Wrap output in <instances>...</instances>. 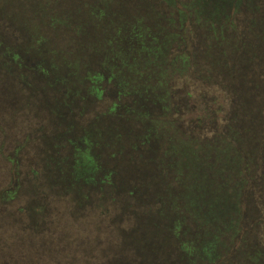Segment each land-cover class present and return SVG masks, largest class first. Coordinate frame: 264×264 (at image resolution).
<instances>
[{"label": "rangeland", "instance_id": "obj_1", "mask_svg": "<svg viewBox=\"0 0 264 264\" xmlns=\"http://www.w3.org/2000/svg\"><path fill=\"white\" fill-rule=\"evenodd\" d=\"M188 2L172 8L163 0H0L8 21L26 28L23 43L8 39L7 61L0 57V213L32 229L37 246L61 264H264V84L243 71L248 62L234 69L235 33L212 45L208 30L190 24L180 5ZM220 4L233 15L230 2ZM164 45V76H119L138 79L141 89L152 80L146 103L128 105L134 114L123 108L124 97L110 98L111 90L103 101L77 102L90 73L109 78L137 63L146 69L152 49ZM22 53L19 65L14 54ZM256 85L263 92L255 94ZM115 104L123 116L118 126L106 116ZM231 132L242 135V163L229 160L219 142L201 149ZM79 134L100 145L93 153L106 171L95 181L112 173L144 208L118 223L121 207L99 201L109 189L101 193L72 173L71 137ZM75 196L83 203L77 208ZM158 198L165 209H152ZM182 243L196 252L180 263L167 253Z\"/></svg>", "mask_w": 264, "mask_h": 264}, {"label": "trees", "instance_id": "obj_2", "mask_svg": "<svg viewBox=\"0 0 264 264\" xmlns=\"http://www.w3.org/2000/svg\"><path fill=\"white\" fill-rule=\"evenodd\" d=\"M166 3L168 2V5H171L172 8L174 5H177L180 0H163ZM234 6V11L232 16H228L227 13L225 14V10H228V5L221 6L220 0H189L188 3H180L181 5V13L185 17L188 18L190 21V24L193 23L196 26H202L204 30H208L209 34L211 35V42L212 45L216 43V41H224L226 40L225 33L232 32L236 34L238 44L236 45V49L238 50V56L239 58L236 60V66H234V69L236 70H242V64L245 62H248L245 70H252L253 73H255L254 76H252V79L255 80H262L264 84V3L263 0H227ZM222 8V9H221ZM243 13H246L247 16H245L247 19L243 22H239L238 18ZM252 15V16H251ZM263 15V16H262ZM261 17V18H256ZM224 18V19H223ZM8 21V17L5 16L2 11H0V57H2V61H7L5 58L9 55V46L7 45L8 39L13 40L11 36H15V39H18L20 43H23L24 38V30L26 28L20 27L19 22L17 21H8V24H6ZM5 25V26H4ZM6 30V31H5ZM22 33H18L20 31ZM5 31V33L3 32ZM29 31V30H28ZM31 33V31H29ZM4 35V36H3ZM32 36V33H31ZM230 43H228L229 45ZM153 46V44H151ZM166 45L160 46L159 48L152 49V55H153V61L146 69L139 68L138 65H133L131 67L123 66L118 69H113V72L111 73L110 77L108 76L106 71H99L90 73L88 75V79L86 78L87 87L82 88L79 92V95L82 96L81 100L77 101L86 105V96L87 99L92 100V97H96L98 100L103 101L106 98L107 93H109V90H111V96L110 98H113V96L117 97V99H121L124 97L125 104L123 105V108L127 110V112H131V114L136 112L132 107L128 106L131 103L135 104L136 100L139 99L140 101L145 102V97L149 98V94H152L154 91L151 90L150 85H152V80L144 83V88L141 89V86L138 81H127L124 79L119 78L120 75L124 77H128L127 74H133L132 72H135L137 75H150L149 77L152 78V76L155 75H162L164 76L167 72V70L163 67V62L165 63L164 54ZM150 52V50H148ZM158 53V54H156ZM225 55V54H224ZM155 57L157 59H162V62L160 63L159 60H155ZM251 57V58H250ZM26 56H24V53L16 55L14 54V60L19 64L22 65L24 62V59ZM34 58L29 59L32 60ZM151 60V59H150ZM149 61V60H148ZM159 62V66H155V63ZM259 64V65H258ZM154 65V66H153ZM12 65L10 63L7 64V68ZM43 65H40L39 68H37V71H43L41 69ZM72 67V66H71ZM70 67V68H71ZM255 69H254V68ZM128 68V69H127ZM261 69V72H258L259 77H257V70ZM143 70H146L143 73ZM10 71V70H9ZM34 71V69H32ZM255 71V72H254ZM11 72V71H10ZM47 74V73H46ZM143 75V76H144ZM235 78L237 77V81L240 80V76L238 72H234L233 75ZM78 79L80 76H76ZM134 78H136L134 76ZM139 80H141L139 78ZM79 82V81H78ZM264 87V85H262ZM254 86L252 87V89ZM255 94H258L262 91V87L260 85H256L255 89L252 90ZM78 93V92H76ZM233 94H238L237 91H232ZM253 93V94H254ZM106 94V95H105ZM74 95L72 98H70V102L73 101V99L76 101L77 96ZM89 96V98H88ZM142 96V97H141ZM235 96V95H234ZM135 98L134 102H129L130 99ZM232 99V98H231ZM65 104V102H63ZM127 103V104H126ZM233 103V99L231 101V104ZM243 107V103H240ZM118 106L115 104L114 107H112V111L108 113L106 116L107 118L113 123L116 124L118 122V119H121L123 116H118L117 111L115 109ZM144 110V109H143ZM228 112V111H226ZM136 118V117H135ZM148 120V118H147ZM255 126H258L261 124V122L256 123V120L254 119ZM247 126H250L249 121L246 123ZM113 128H117V127ZM238 126V125H237ZM254 126V124H252ZM239 128V126H238ZM254 128V127H253ZM236 129V125L234 128V131ZM232 131V130H231ZM252 133L253 129H251ZM233 133V132H231ZM248 133V131H247ZM257 133V132H256ZM70 132H65V136H69ZM239 134V136H238ZM91 135H81L77 138L71 137V143L73 146V155H72V161L74 163L73 165V172L76 174V177H78L79 180H87L88 183H90L91 187L99 188L102 190L101 193H103L106 188L109 189L107 193L104 192V195H101L100 203L103 204L106 200L111 202L112 204H117L118 207H121L119 209L120 215L116 216V221L119 223L122 218H126L128 215L133 213L136 209L144 208L143 205L138 203V200H131L130 198H127L125 195V192L127 191V182L123 181L122 179H116V177L112 173H106L108 175H105L102 182L95 181L97 176V173H102L106 171V167L104 165H100L95 157V154L93 153L96 147L100 145H96V143L90 138ZM231 135H224L219 140H216L214 142H211L209 144H206L205 146L201 147V149L205 148H213L217 142L221 144V147H224L223 151L224 154H226L227 158L232 161L231 155L233 156V163H242V159L244 155L241 153L242 147L241 146V133H233V137H230ZM59 149L65 148V144L59 143L58 146ZM193 149V148H192ZM94 150V151H93ZM178 153V150L175 149ZM218 151H221L218 150ZM221 152V154H223ZM188 155V152H186ZM223 160V159H222ZM58 159H55L53 161V164H55L58 167ZM227 161V160H226ZM223 161L224 164H226ZM102 168V169H101ZM237 168V166H236ZM77 169V170H76ZM167 171V170H166ZM56 174L58 176V173L56 171ZM94 178V179H93ZM116 179V180H115ZM62 180V179H59ZM17 183V182H16ZM60 183V182H59ZM71 182L66 180L63 182V186L65 187L64 190H67L68 192L71 191ZM61 188H63L62 184H59ZM56 186V185H55ZM71 186V187H70ZM112 191V192H110ZM79 196V194H76ZM131 195L134 199H136L135 193L132 192ZM99 196V195H98ZM152 196V195H151ZM160 197V196H159ZM77 199L76 201V208L80 205H83L80 197L75 196ZM151 205H153L152 209H154L157 205L160 204V207L162 210L165 209L166 203L164 201H161V198H158L157 202H150ZM149 203V204H150ZM135 204V205H133ZM122 205V206H121ZM134 207L136 209H134ZM157 210V208H155ZM159 210V209H158ZM157 210V211H158ZM145 215H143L144 217ZM164 216V215H163ZM151 217V216H150ZM166 217V214H165ZM142 227H136L134 230H131V233H134L133 231H139ZM132 229V228H131ZM32 229L28 228L25 229L23 225L19 224L15 219L9 220L6 222L2 212L0 213V241L2 245L0 246V259L2 256L4 257L3 261H0V264H61L60 262H57L53 258L49 257V255L42 250V248L37 246V242L34 240V238H31L30 235H32ZM9 233V238L7 237ZM130 233V234H131ZM135 235V234H134ZM133 236V235H131ZM130 236V237H131ZM136 236V235H135ZM132 237L130 240H138L140 238ZM4 238V239H3ZM0 243V244H1ZM138 243V242H137ZM138 245V244H137ZM194 249L193 247L189 246L188 243H182L181 247H177V249L171 253H167V256L170 258H177L178 262L182 263L183 259L194 257ZM192 260V259H191ZM166 261V260H165Z\"/></svg>", "mask_w": 264, "mask_h": 264}]
</instances>
